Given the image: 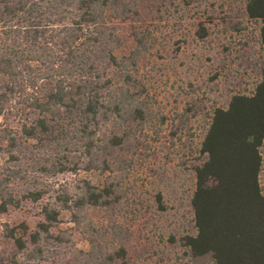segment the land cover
<instances>
[{"label": "trees", "instance_id": "obj_1", "mask_svg": "<svg viewBox=\"0 0 264 264\" xmlns=\"http://www.w3.org/2000/svg\"><path fill=\"white\" fill-rule=\"evenodd\" d=\"M216 1L0 0V216L21 215L0 225L9 252L0 264H44L63 243L62 264L127 263L122 230L97 240L87 213H114L121 204L117 174L130 163L125 154L149 97L139 71L166 38L155 35L161 23L176 26ZM244 10L261 25L264 48V0H245ZM195 20L203 40L208 30ZM259 76L251 94H233L206 115L191 167L194 234L179 240L194 260L264 264V59ZM80 173L96 183L85 178L71 189L56 181ZM30 210L34 221L24 218ZM62 214L88 251L58 231Z\"/></svg>", "mask_w": 264, "mask_h": 264}, {"label": "rangeland", "instance_id": "obj_2", "mask_svg": "<svg viewBox=\"0 0 264 264\" xmlns=\"http://www.w3.org/2000/svg\"><path fill=\"white\" fill-rule=\"evenodd\" d=\"M244 3L245 0H219L202 4L185 21H177L176 26L165 19L160 27L163 32L155 33L166 38H159L158 46L139 71L149 97L145 99V120L134 128L136 137L130 139L129 152L125 154L130 163L117 174L121 204L114 213H87L95 223L90 231L96 239L105 238L108 231L111 240L112 228L122 230L126 264H212L208 258L192 259L179 240L194 234L189 205L195 189L191 167L198 157L206 115L214 107L225 108L233 94H251L260 78L264 59L259 41L261 25L247 18ZM196 18H201L208 30L203 40L194 36L191 25ZM260 152V186L264 193V144ZM85 178L97 181L84 173L59 176L56 181L72 189ZM158 195L163 212L158 210ZM34 213L32 210L24 218L34 221ZM20 217L15 213L9 218L0 216V225ZM73 227L69 215L62 214L58 231L65 239L70 237L78 249L88 251L87 238ZM64 245L55 260L50 257L44 264L64 263ZM8 253H3L1 245L0 257Z\"/></svg>", "mask_w": 264, "mask_h": 264}]
</instances>
